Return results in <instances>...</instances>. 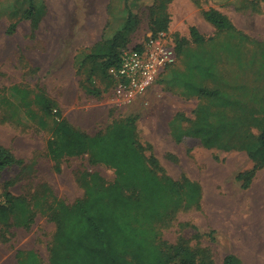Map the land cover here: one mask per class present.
<instances>
[{
    "label": "rangeland",
    "instance_id": "374dc122",
    "mask_svg": "<svg viewBox=\"0 0 264 264\" xmlns=\"http://www.w3.org/2000/svg\"><path fill=\"white\" fill-rule=\"evenodd\" d=\"M152 2L0 0V144L21 160L0 173V201L6 203L8 193L22 196L35 212L29 226L21 223L20 210L12 212L7 238H0V264H17L20 250H34L40 264H49L56 223L41 209L54 197L67 203L81 198L88 173L108 182L116 178L113 166L91 162L89 153L64 157L56 169L48 141L59 121L90 135L133 122L154 174L199 183L196 204L169 208L154 221L170 254L191 242L199 264H223L230 252L244 256L245 264H264L257 255L264 247V234H257L259 224L264 227V156L257 146L264 127V0H157L166 11L161 17ZM210 8L226 14L235 30H215L204 15ZM130 12L136 23L128 45L167 17L166 27L182 47L174 68L164 70L149 93L119 104L102 60L84 58L102 40L108 21L120 23ZM26 15H37V28ZM192 26L204 43L195 41ZM203 86L221 94L199 95ZM258 162L246 186L248 178L239 174ZM211 201L229 209L214 210Z\"/></svg>",
    "mask_w": 264,
    "mask_h": 264
},
{
    "label": "trees",
    "instance_id": "16d2710c",
    "mask_svg": "<svg viewBox=\"0 0 264 264\" xmlns=\"http://www.w3.org/2000/svg\"><path fill=\"white\" fill-rule=\"evenodd\" d=\"M156 1L153 0L150 8L161 17L166 13L164 3L160 2L157 7ZM33 6L28 10H33ZM204 15L218 32L236 28L231 19L218 9L210 8ZM26 17L34 29L38 27L37 15ZM166 18L159 27L150 30H169ZM113 19L108 21L94 52L84 58V61L101 59L107 75L108 68L119 60L121 51L128 46L136 23L131 12L120 23H114ZM190 32L198 43L207 40L196 26H192ZM181 47L177 43V56ZM198 94L217 97L221 91L203 86ZM54 135L48 141V151L56 169L60 168L64 157L89 153L91 162L113 166L116 178L108 182L97 173H88L81 198L67 203L54 197L47 208L41 209L56 223L49 264H171L176 256H179V264H199L195 250L187 245L179 246V252L170 254L158 237L154 221L169 208L196 204L202 196L201 187L187 178L178 182L154 174L147 167L146 156L138 145L133 122L115 124L103 133L90 135L72 128L66 121H59ZM257 146L264 156V127L258 136ZM19 162L21 160L11 149L0 144V173ZM260 166L258 162L249 171L239 174V178H248L246 186ZM6 196V203L0 201V238H7L5 232L11 225L14 210H20L21 223L25 226H29L35 217L34 207L27 206L24 197L10 193ZM40 262V256L34 250L18 252L17 264ZM224 264L243 262L236 254L228 253Z\"/></svg>",
    "mask_w": 264,
    "mask_h": 264
},
{
    "label": "built area",
    "instance_id": "2783aa9c",
    "mask_svg": "<svg viewBox=\"0 0 264 264\" xmlns=\"http://www.w3.org/2000/svg\"><path fill=\"white\" fill-rule=\"evenodd\" d=\"M177 57L176 39L170 30H150L145 39L125 47L107 70L115 100L131 104L145 96Z\"/></svg>",
    "mask_w": 264,
    "mask_h": 264
},
{
    "label": "bare ground",
    "instance_id": "6f19581e",
    "mask_svg": "<svg viewBox=\"0 0 264 264\" xmlns=\"http://www.w3.org/2000/svg\"><path fill=\"white\" fill-rule=\"evenodd\" d=\"M235 165H229V166H227V168H229V169H232L233 167H234ZM253 191V190H252ZM261 196V195H260ZM246 197H249V196H246ZM244 198V197H243ZM251 198V197H250ZM249 198V199H250ZM259 198H261V197H259ZM216 199V198H215ZM225 200V199H224ZM244 200V199H243ZM255 200V199H254ZM264 200V199H263ZM245 201H246V198H245ZM212 202V201H211ZM258 202V201H257ZM220 203V202H219ZM256 203V202H255ZM211 205L213 206V208H214V210H215V208L217 209V210H219V209H229V204L227 203L226 205L225 204H218L217 202H215V201H213L212 203H211ZM221 205V206H220ZM250 205V204H249ZM253 205V204H252ZM256 205V204H255ZM259 205V204H258ZM236 206V205H235ZM254 206V205H253ZM257 206V205H256ZM226 207V208H225ZM246 207H248V206H246ZM259 207V206H258ZM257 207V208H258ZM247 209V208H246ZM249 209H251L250 207H249ZM263 210V209H262ZM233 211V210H232ZM249 211H251V210H248V212ZM263 212V211H262ZM222 215H223V213H222ZM230 215V214H229ZM262 215V214H261ZM263 215H264V213H263ZM219 216H220V214H219ZM263 217V216H262ZM213 218V217H212ZM219 218V217H218ZM224 218V217H223ZM228 218V217H227ZM219 219H221V218H219ZM215 221V220H214ZM220 221H222V220H220ZM234 221V220H233ZM243 221H245V220H243ZM232 222V221H231ZM230 222V223H231ZM255 223V222H254ZM223 224V223H222ZM241 224V223H240ZM224 225V224H223ZM236 225V224H235ZM243 225H244V223H243ZM255 226V225H254ZM227 228V227H226ZM241 228V227H240ZM253 228H255V227H253ZM223 229V228H222ZM230 228H228V230H229ZM256 229V228H255ZM224 230V229H223ZM232 230V229H231ZM254 230V229H253ZM251 231V230H250ZM249 230H248V232H250ZM231 232V231H230ZM243 232V231H242ZM252 234V233H251ZM257 234H259V235H261V234H264V227L261 225V224H259V230H258V232H257ZM230 235H231V233H230ZM233 235V234H232ZM237 235V234H236ZM239 235V234H238ZM249 236H250V234H249ZM231 237V236H230ZM247 238V237H246ZM250 238H251V236H250ZM253 238V237H252ZM247 240V239H246ZM252 240V239H251ZM255 240V239H254ZM253 240V241H254ZM257 240V239H256ZM258 240L260 241L261 240V238H258ZM250 241V240H249ZM248 241V242H249ZM252 241V242H253ZM251 242V241H250ZM245 243H247L246 241H245ZM255 243V242H254ZM256 243H258V242H256ZM244 244V243H243ZM248 244V243H247ZM249 245V244H248ZM250 245H251V247H252V244L250 243ZM256 245V244H255ZM248 247H250V246H247V248ZM257 247V246H256ZM243 248V247H242ZM253 248V247H252ZM251 249V248H250ZM249 249V250H250ZM251 251V250H250ZM249 251V252H250ZM248 252V251H247ZM247 254V253H246ZM246 256V255H245ZM251 257H253L251 254H248V258L249 259H251V260H255L256 261V259H253V258H251Z\"/></svg>",
    "mask_w": 264,
    "mask_h": 264
},
{
    "label": "crops",
    "instance_id": "0c3cea01",
    "mask_svg": "<svg viewBox=\"0 0 264 264\" xmlns=\"http://www.w3.org/2000/svg\"><path fill=\"white\" fill-rule=\"evenodd\" d=\"M212 24V23H211ZM214 26V25H213ZM214 28H215V26H214ZM215 30H216V28H215ZM174 66H175V64L173 65V66H170L172 69L174 68ZM187 240V239H186ZM185 244L187 245V246H190V248H194V246H193V244L190 242H185ZM258 256H259V258H260V261L261 260H263L264 259V247H262V248H259L258 249ZM231 253V252H230ZM228 254V253H227ZM237 255V254H236ZM246 255V254H245ZM226 256V255H225ZM237 256H239V254L237 255ZM240 258H241V260H242V262H243V264H245V260H246V258L244 257V256H239ZM213 262H214V260H213ZM223 264H224V259H223Z\"/></svg>",
    "mask_w": 264,
    "mask_h": 264
}]
</instances>
